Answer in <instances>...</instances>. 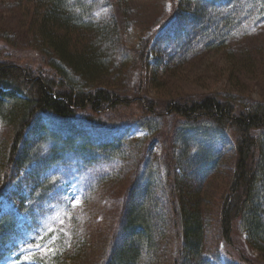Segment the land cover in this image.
<instances>
[{"label": "trees", "instance_id": "1", "mask_svg": "<svg viewBox=\"0 0 264 264\" xmlns=\"http://www.w3.org/2000/svg\"><path fill=\"white\" fill-rule=\"evenodd\" d=\"M167 1L170 11L166 21L176 20L175 30H184L193 41H203L207 49L227 53L228 66L222 70L230 81L240 70L247 74L252 71L254 55L244 44L232 43L238 39L229 40L244 38L253 27L264 25V0H227L226 4L211 0ZM111 2L120 10L119 15L88 18L81 0H14L30 44L44 53L46 62L43 67H33L0 58V121L6 130L0 143V198L15 195L10 187L21 168L37 119L47 116L71 121L80 117L90 130L89 136L98 137L99 131L112 121L107 112L136 102L144 113L139 117L154 119L173 114L184 123H209L232 136V170L226 188L214 202V228L227 260L264 264V206L258 199L264 197V101L243 96L236 83L232 87L238 92L233 95L169 97L158 108L145 97L122 96L118 89L104 84L110 63H116V59L126 63L133 58L143 70H150L153 33L137 40L132 49L135 55L123 50L131 1ZM233 31L238 34L234 32V36ZM234 47L236 50L231 51ZM254 53L258 55L257 48ZM177 54L175 51L169 55V62L173 63ZM107 57L115 60L108 61ZM85 139L77 151L83 152L79 165L92 170L111 157L120 164L110 171L99 170L95 179L81 181L77 213L76 207H70L67 213L74 225L66 237L67 246L56 252L49 264H190L191 258L195 260L206 246L208 235L205 216L210 209L202 181L185 187L168 166L161 186L155 189L162 206H151L153 215L159 217L152 218L144 201V205L133 202L141 192L136 191V176L128 169L137 154L132 141ZM42 159L26 172L22 182L28 188L39 184L48 193L56 178L39 174L44 156ZM35 174L39 181L29 182ZM124 181L127 185L114 222L116 234L107 239L97 228L85 226V210L94 208L102 199L98 192L101 186ZM148 192L152 191L143 192L147 203Z\"/></svg>", "mask_w": 264, "mask_h": 264}, {"label": "rangeland", "instance_id": "2", "mask_svg": "<svg viewBox=\"0 0 264 264\" xmlns=\"http://www.w3.org/2000/svg\"><path fill=\"white\" fill-rule=\"evenodd\" d=\"M81 1L88 18L106 14L119 15L120 10L112 0ZM130 1V20L122 39L123 50L127 49L135 55L132 49L137 40L143 35L153 33L148 61L151 71L148 68V71L143 70L133 58H128L126 63L116 59V63H110L109 74L105 76L107 82L104 84L112 86L114 90L118 89L122 96L129 99L145 97L155 102L157 108L169 97L194 98L206 93L233 95L238 92L232 87L235 83L241 88L239 91L243 96L264 101V25L253 27L250 35L244 38L234 37L229 40L231 42L238 39L232 43L244 44V48L254 55L251 62H255L252 71L247 74L240 70L236 78L230 81L222 70L228 66L225 60L227 53L222 49H207L203 41H193L184 30H175L173 27L176 20L166 21L170 11L167 0ZM211 1H223L225 4L229 2ZM255 48L258 55L254 53ZM175 51L178 54L171 63L169 55ZM0 58L31 64L33 67H43L46 62L44 53L30 44L24 31L21 13L14 0H0ZM107 59L115 60L112 57ZM107 113L112 121L107 128L99 131L98 137L89 136L90 130L80 117L71 121H60L43 116L36 120L29 134L21 168L10 187L15 195L0 198V264H49L53 255L67 246L66 237L74 227L67 213L73 203L77 213L81 181L95 179L99 172L110 171L120 164L115 158H107L106 155L105 158L112 161L105 160L92 170L79 165L83 152L79 154L77 151L86 142V136L90 142L96 139L130 140L137 147L133 164L128 167L130 173L136 176V191L141 192L133 197V202L140 201L143 205L145 202L147 206L144 207L151 213L152 218L155 216L151 206L156 209L162 206L161 196L156 194L155 189L161 186V178L167 172L168 166L170 173L175 178L178 176L185 187L202 181L206 186L210 209L205 216L208 235L206 246L195 260L190 259V264H236L222 254L224 245L214 228V202L226 188L228 174L232 170V136L209 123H184L173 114L154 119L139 117L144 113L136 102L116 106ZM5 132V126L0 121V143ZM43 156L44 166L40 167L39 174L56 178L48 193L39 184L28 188L22 182L26 172L36 162L43 161ZM36 180L35 174L29 182ZM126 185L127 181L101 186L98 192H101L103 200L98 199L94 208L85 210V226L97 228L107 239L115 236L114 222ZM149 189L152 192H148L150 200L147 203L143 199V192ZM106 199L109 201L104 203ZM258 199L264 206V197L260 196ZM74 221L77 222V219ZM154 223L157 224V221L154 220Z\"/></svg>", "mask_w": 264, "mask_h": 264}, {"label": "snow or ice", "instance_id": "3", "mask_svg": "<svg viewBox=\"0 0 264 264\" xmlns=\"http://www.w3.org/2000/svg\"><path fill=\"white\" fill-rule=\"evenodd\" d=\"M73 207H75V203H73Z\"/></svg>", "mask_w": 264, "mask_h": 264}]
</instances>
